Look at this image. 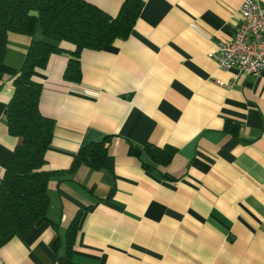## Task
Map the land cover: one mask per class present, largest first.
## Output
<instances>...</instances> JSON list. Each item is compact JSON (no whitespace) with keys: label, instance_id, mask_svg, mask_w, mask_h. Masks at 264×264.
<instances>
[{"label":"crops","instance_id":"crops-1","mask_svg":"<svg viewBox=\"0 0 264 264\" xmlns=\"http://www.w3.org/2000/svg\"><path fill=\"white\" fill-rule=\"evenodd\" d=\"M88 1L111 15L123 2ZM241 2L142 0L127 38L82 50L79 81L64 75L66 51L35 69L40 110L55 118L49 219L3 244L0 264H69L77 214L72 264H264V69L225 70L211 56L236 32ZM30 41L9 31L6 61L21 66ZM13 91L4 73L0 178L18 142L6 123ZM106 134V165L70 171L79 147ZM148 143L172 160L153 161Z\"/></svg>","mask_w":264,"mask_h":264},{"label":"trees","instance_id":"trees-1","mask_svg":"<svg viewBox=\"0 0 264 264\" xmlns=\"http://www.w3.org/2000/svg\"><path fill=\"white\" fill-rule=\"evenodd\" d=\"M142 0H123L111 15L88 0H0V77L10 73L14 91L7 103L6 123L18 137L11 162L0 178V247L15 234L49 219L48 183L52 171L44 167L46 151L53 139L55 118L39 107L42 85L33 78L37 67L47 65L52 53L66 51V78L82 77L81 52L102 48L116 39L127 38L141 10ZM9 31L31 36L23 64L16 67L6 59ZM40 32L41 35H37ZM67 40L70 50L61 45ZM238 130V125L226 123ZM111 134L79 147L69 166L101 168L106 165ZM147 151L158 164H168L173 153L148 143ZM146 164V163H145ZM78 228V214L67 230L66 252L72 264L71 247Z\"/></svg>","mask_w":264,"mask_h":264},{"label":"built area","instance_id":"built-area-1","mask_svg":"<svg viewBox=\"0 0 264 264\" xmlns=\"http://www.w3.org/2000/svg\"><path fill=\"white\" fill-rule=\"evenodd\" d=\"M211 56L225 70L252 73L264 69V4L260 0H242L236 32L220 38Z\"/></svg>","mask_w":264,"mask_h":264}]
</instances>
